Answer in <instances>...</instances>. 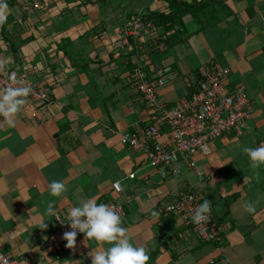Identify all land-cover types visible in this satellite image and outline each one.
I'll return each instance as SVG.
<instances>
[{
    "label": "crops",
    "instance_id": "0c3cea01",
    "mask_svg": "<svg viewBox=\"0 0 264 264\" xmlns=\"http://www.w3.org/2000/svg\"><path fill=\"white\" fill-rule=\"evenodd\" d=\"M176 1L179 7L165 0H37L40 8L26 13L32 0H7L0 58L30 84L50 86L52 103L41 120L31 105L15 127L0 118V253L36 264H91L92 249L107 244L76 237L74 249L57 258L40 242L58 231L56 217L65 221L71 207L94 198L124 206L122 226L146 248L148 264H264V165L252 168L242 151L264 145V0ZM139 12L177 18L167 28L155 18L164 52L146 44L128 53L114 47ZM137 61L165 77L157 93L168 105L189 98L202 68L215 61L230 69L228 89H246L254 118L242 136L225 134L209 156L196 155L198 173L162 178L147 157L120 142V133L152 123L131 81ZM52 180L67 186L62 197L50 195ZM188 190L211 201L220 243L203 241L175 215H158Z\"/></svg>",
    "mask_w": 264,
    "mask_h": 264
},
{
    "label": "built area",
    "instance_id": "2783aa9c",
    "mask_svg": "<svg viewBox=\"0 0 264 264\" xmlns=\"http://www.w3.org/2000/svg\"><path fill=\"white\" fill-rule=\"evenodd\" d=\"M38 8L40 4L37 0H32L23 10L29 13ZM12 33V30H8V34ZM143 44L157 52L166 50V37L152 21L146 19L144 13L139 12L125 22L113 45L116 49L128 53L137 46L141 48ZM146 68V64L137 61L130 76L133 87L151 114L152 123L146 127L136 124L134 131L120 133V142L147 157L150 166L157 170L162 178H179L188 170L198 173L196 155L209 156L211 144L225 134L242 136L254 118V105L246 89L243 86L228 89L230 69L215 61L202 68L196 91L189 98L174 105L161 101L157 93V88L165 82V77L162 74L150 75ZM11 73L13 72L8 71L5 64L4 70L0 71V89L9 86H30L32 91L25 106H33L32 117L41 120L42 112L52 103L51 87L32 85L26 77L17 74V82L14 83L9 79ZM21 79L25 82L24 85L18 83ZM164 136L169 138L168 141L163 140ZM134 176L132 174L129 177ZM116 184L114 188L120 191V184L119 190ZM202 202L200 195L188 190L175 202L161 206L158 215L163 218L175 215L200 239L218 244L221 242L223 229L211 213L206 222H192L194 211ZM102 203L111 205L122 219L125 217L122 204ZM56 219L61 220L59 217ZM62 221L65 223L58 221L59 228L56 233L40 242V249L44 254L61 258L68 251L63 234L71 229L66 223L67 220ZM77 237L85 238L84 234L79 232ZM0 264H36V261L30 258L16 260L0 253Z\"/></svg>",
    "mask_w": 264,
    "mask_h": 264
},
{
    "label": "clouds",
    "instance_id": "9594fccd",
    "mask_svg": "<svg viewBox=\"0 0 264 264\" xmlns=\"http://www.w3.org/2000/svg\"><path fill=\"white\" fill-rule=\"evenodd\" d=\"M9 7L7 0H0V26L8 19ZM4 61H0V71L4 70ZM9 79L17 82L16 74L13 72ZM19 84L24 85L21 79ZM32 89L30 86H9L0 89V118L2 123L8 127H15V117L22 111L27 103V97ZM243 153L247 155L251 167L258 168L264 165V145L258 147H243ZM119 190V183L115 185ZM50 195L62 197L67 192V186L63 181L52 180L48 185ZM212 203L204 199L192 216V222L200 224L210 219ZM248 212L254 211L251 203L245 205ZM67 225L71 229L63 234L66 247L74 249L78 232L83 233L86 240H91L100 245L107 244L103 251L92 249L91 264H148L150 256L143 246L135 245L129 235L128 229L123 227L121 216L106 203L97 204L94 198H85L76 206L69 209L67 213ZM64 224L62 220L56 219ZM38 227L46 229L47 223L40 222Z\"/></svg>",
    "mask_w": 264,
    "mask_h": 264
},
{
    "label": "trees",
    "instance_id": "16d2710c",
    "mask_svg": "<svg viewBox=\"0 0 264 264\" xmlns=\"http://www.w3.org/2000/svg\"><path fill=\"white\" fill-rule=\"evenodd\" d=\"M165 1L168 2V4L171 7H179L180 6V4L176 0H165ZM155 18L159 19L160 20L159 24H163L166 28L171 26V25H173V24H175V21L177 19L174 15H166V14H160V15H154V16L153 15L152 16H150V15L146 16V19L149 20V21H152L153 23L156 22ZM159 24L156 23L155 26H160Z\"/></svg>",
    "mask_w": 264,
    "mask_h": 264
}]
</instances>
